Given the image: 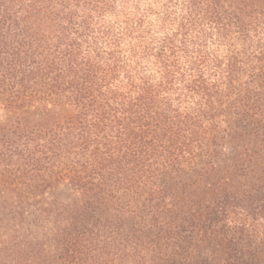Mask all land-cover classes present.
Listing matches in <instances>:
<instances>
[{"label": "trees", "instance_id": "obj_1", "mask_svg": "<svg viewBox=\"0 0 264 264\" xmlns=\"http://www.w3.org/2000/svg\"><path fill=\"white\" fill-rule=\"evenodd\" d=\"M0 264H264V0H0Z\"/></svg>", "mask_w": 264, "mask_h": 264}, {"label": "rangeland", "instance_id": "obj_2", "mask_svg": "<svg viewBox=\"0 0 264 264\" xmlns=\"http://www.w3.org/2000/svg\"><path fill=\"white\" fill-rule=\"evenodd\" d=\"M1 113V112H0Z\"/></svg>", "mask_w": 264, "mask_h": 264}]
</instances>
